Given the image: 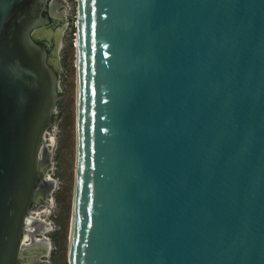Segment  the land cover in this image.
<instances>
[{
	"label": "water",
	"instance_id": "water-1",
	"mask_svg": "<svg viewBox=\"0 0 264 264\" xmlns=\"http://www.w3.org/2000/svg\"><path fill=\"white\" fill-rule=\"evenodd\" d=\"M51 1L0 0V264L59 120ZM68 264H264V0H77Z\"/></svg>",
	"mask_w": 264,
	"mask_h": 264
},
{
	"label": "rangeland",
	"instance_id": "rangeland-1",
	"mask_svg": "<svg viewBox=\"0 0 264 264\" xmlns=\"http://www.w3.org/2000/svg\"><path fill=\"white\" fill-rule=\"evenodd\" d=\"M51 6L50 15L59 21L45 35L48 37L51 31L57 34L53 47L60 90L56 107L59 120L47 130L42 143L40 159L46 172L42 190L37 193L40 199L28 213L24 250L32 242L36 249L46 248L37 256L41 264H68L76 165L77 0H52Z\"/></svg>",
	"mask_w": 264,
	"mask_h": 264
},
{
	"label": "bare ground",
	"instance_id": "bare-ground-1",
	"mask_svg": "<svg viewBox=\"0 0 264 264\" xmlns=\"http://www.w3.org/2000/svg\"><path fill=\"white\" fill-rule=\"evenodd\" d=\"M52 8V6H51ZM52 12V11H51ZM53 15V13H52ZM54 16V15H53ZM55 17V16H54ZM58 19L57 20H54V23L53 25H57L58 24ZM64 28V26L62 27ZM61 33V32H60ZM35 37L39 40H47L48 44L50 45V43L56 41L57 39V34L55 32H52L50 33V35H48V37H46L45 35V32L43 31H39L38 33H36ZM54 53V52H53ZM55 56V55H54ZM52 61H53V64L54 66H57L56 65V62L54 61V57L52 58ZM43 149V147H42ZM42 149H41V153H42ZM39 170H40V177L42 178V180L44 181V174L46 172V166H45V163H43L42 159H40V162H39ZM42 189H39V191H41ZM38 193V192H37ZM36 193L35 195V203H38L39 199H40V196H38ZM29 217L27 215L26 217V224H25V230H24V233L26 231V227L29 225ZM24 235V234H23ZM39 242V241H38ZM35 249V248H34ZM38 249V248H37ZM44 248L40 247V249L38 250H43ZM42 252L41 251H35V250H28L27 252H25L24 250V236L22 238V247H21V251H20V259H21V262L22 264H31V262H35L36 256H39ZM31 260V261H30Z\"/></svg>",
	"mask_w": 264,
	"mask_h": 264
},
{
	"label": "flooded vegetation",
	"instance_id": "flooded-vegetation-1",
	"mask_svg": "<svg viewBox=\"0 0 264 264\" xmlns=\"http://www.w3.org/2000/svg\"><path fill=\"white\" fill-rule=\"evenodd\" d=\"M54 23V21L53 20H51V24H53ZM63 27V26H62ZM61 27V28H62ZM53 43L54 42H52V43H50V45H51V48L49 49V53L50 52H54V55L56 54V48L54 49V47H53ZM41 44H44V42H41ZM55 60V59H54ZM55 62H56V60H55ZM57 64V63H56ZM46 191V190H45ZM32 207H33V205H32ZM25 234V233H24ZM24 236V235H23ZM32 245H35L34 243H32V242H29V244H26V248H25V252H27L28 250H35V251H41V252H46V248L44 247V246H42L44 249L43 250H38V249H36V247H35V249H34V247L32 246ZM39 247V246H38ZM41 247V246H40ZM37 257V256H36ZM37 259V258H36ZM31 261V260H30ZM20 264H22V262H20ZM31 264H41V262H39L38 260H36L34 263L33 262H31Z\"/></svg>",
	"mask_w": 264,
	"mask_h": 264
}]
</instances>
